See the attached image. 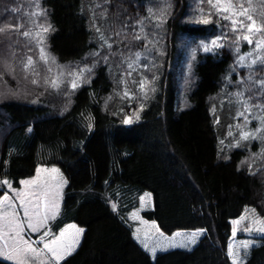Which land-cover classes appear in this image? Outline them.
<instances>
[{"label": "trees", "instance_id": "trees-1", "mask_svg": "<svg viewBox=\"0 0 264 264\" xmlns=\"http://www.w3.org/2000/svg\"><path fill=\"white\" fill-rule=\"evenodd\" d=\"M16 2L0 0V8ZM113 3L116 16L108 13L115 29L119 22L127 25L128 17L133 22L146 5L143 0ZM190 5L191 0H175V13L165 23L167 58L174 56V65L180 61L181 53L175 57L179 38L209 39L221 33L218 18L209 24L182 20ZM42 7L51 25L49 48L61 63L83 61L97 49L90 30V9L97 8L91 0H43ZM4 19L0 16V25ZM234 56L226 46L198 53L193 106L179 113L178 81L165 67L158 93L141 120L131 124L124 123L115 103L107 105L113 91L107 62H99L90 83L73 90L65 102L54 94L39 103L17 97L0 103V178L19 186L39 165H58L68 180L54 232L71 222L84 232L61 264H232L231 219L247 206L264 216V166L254 172L239 168L245 149H235L230 160L219 158L209 110V98L220 89ZM5 72L6 65H0V86L14 81L8 77V82ZM144 190L152 193V207L142 215L160 230L206 231L193 249L159 252L152 259L135 240L128 213ZM3 193L0 189V197ZM244 264H264V237Z\"/></svg>", "mask_w": 264, "mask_h": 264}, {"label": "rangeland", "instance_id": "rangeland-1", "mask_svg": "<svg viewBox=\"0 0 264 264\" xmlns=\"http://www.w3.org/2000/svg\"><path fill=\"white\" fill-rule=\"evenodd\" d=\"M42 1L43 0H38L39 7L36 6L34 0H17L13 6L8 8L1 7L0 16H3L5 19L0 27L11 25L12 28H15L17 25H23L19 30L20 33L27 30H31L35 33L39 31V28L33 26V20H35L36 25H50L47 12L42 7ZM105 1L106 0H91L97 8H92V11L90 9L93 22L90 25V30L92 33L94 32V41L97 43V49L89 53L87 58L83 61L61 63L49 48V35L51 34V29L45 34V38L41 44H37L35 40L29 42L28 38H25L14 30L0 33V65H6V72L2 73V75L6 77L7 80L10 77L14 79L13 83L3 81V84L0 86V103L6 99L15 97L23 98L32 103H39L43 99L51 98L54 94L60 97L62 102H65L69 96H71L73 90H75L71 87L72 77L67 75L68 72H78L81 68H90L91 72H85L81 81H78V83L82 85L84 79H91L93 70L99 62H107L113 81V91L108 98L107 105L110 107L112 102L115 103L120 109V116L123 118V121L128 117H132L133 123L141 120L143 110L148 107L159 91L160 81L164 75L165 67L169 69V72L178 81L176 112L179 113L193 106L192 94L198 82V77L196 72H194L198 53L205 52L203 45L210 44L211 41L219 37L221 38L220 42L223 43L224 46L231 48L235 56L228 74L224 76L221 81L220 89L209 98V110L218 136V156L220 159L227 161L231 159L232 152L235 149H245L246 153L239 161V168H247L249 171L254 172L263 167L264 156H262L261 153L264 152V140H241L240 136L242 132L254 133L257 129H261V121L258 117L264 116V112L256 108H253L251 112H246L249 122L245 124L244 118L237 116V113L244 111V108L237 102L235 93L244 92V99H247L251 95L252 99L249 101L250 104H264V96L260 95L258 86L253 84V80L258 81L264 78V67L254 65L252 68H248L247 66H241L237 63L241 55H245L249 52L253 53L252 57L246 58L245 64H248L251 59H255L257 55H264V51L255 49L254 43L248 44L243 40L236 43L237 35L230 30L229 21L222 20L215 15L214 10L210 8L207 0H191V5L182 20L186 22L202 23V18H206L207 14L213 11L211 20L214 17L218 18L216 21L221 24V33L209 39H198L196 37H190L189 39L179 38L176 41L178 52L175 57H178L181 53L179 57L180 61L174 65V56L169 58V61L167 58V56H169L170 46L167 43L168 37L165 23L170 14L175 13V0H143V3L146 4L144 6L145 11L143 13L139 12L133 22L129 21L130 18L128 17V21L126 20L127 25L121 24L118 20L119 25L116 29L114 24L110 22L114 20V17H110L112 18L110 19L108 13V10H110L111 15L116 16L113 0H107L108 4ZM233 2L243 3L245 8H249V13L257 20V23H264V0H233ZM13 9H16V11H12ZM149 9L155 13L156 17H160L161 11H164L163 24L160 27L156 26L157 19L149 16ZM201 9H203V12H201ZM41 11L45 12L46 15L31 17V13H38ZM123 16H125V14ZM99 17L106 22L102 21L101 25ZM7 18H9V20ZM140 19H144L145 21L142 35L146 36V39L133 40V34L140 32V25L137 23ZM12 20H14L13 23H11ZM97 29L100 31L97 32ZM101 33L107 38L108 43L112 45L111 48H108L104 41L100 39ZM116 33H120V36H117ZM260 38L259 35L253 37L254 40ZM41 47H44L45 52L50 57H55V63H52L51 60H49L48 63L40 60ZM237 48L239 52H237ZM217 49L218 48H215L213 51ZM94 53L98 55H93ZM135 53H141V55L138 63L135 65V71H132L129 76L128 72L130 70L128 69V63L136 59ZM183 55L185 58L182 57ZM29 56H31L35 62L34 68L39 73V76H34L31 72H26L24 70L23 65ZM144 65H147V67H144ZM49 68H51V71H49ZM60 72H64L65 75L60 78L62 83L58 89L52 88L44 83L45 78H48L50 81L56 78ZM250 75L253 77V80H249ZM143 78H147V80L151 82L147 85V97H145L144 92L139 88L140 81ZM33 79H38L39 83L33 84ZM8 82H10V80H8ZM125 88H127L130 96L134 98L130 99L123 97ZM141 105H143L142 110ZM136 114L139 115L138 120L136 119ZM237 125H239V127H237ZM230 132L231 135H229ZM3 135L4 132L0 130V140H2ZM257 135L264 136V129L257 133ZM237 144H239V146H237ZM53 169L58 171L54 172L52 171ZM38 170H40L39 173ZM5 180L11 184V189L6 184L2 183V181ZM25 180H36V184H21V181ZM67 185L68 180L58 165H39L33 176L20 180L19 186L15 185L10 178H0V189L4 192L2 196L8 194L14 198L17 212L22 220L25 219L23 209L20 208V201L15 200V192H13L12 189H23L25 191L34 192L36 195L31 198L32 204L29 205L30 214L33 205L39 204L41 216L45 211L44 196L42 194L45 192L49 194V218L44 227H42L39 232H31L30 229L25 227L24 239L29 240V242L37 241L33 246L38 249L43 247V242L39 241V237L45 231L50 233L46 240H50L58 236L61 231L66 230L67 234L71 236L75 233L76 229H83L76 223H70L60 232L53 234V223L63 207ZM53 200L59 205V210L55 212L54 218L53 209L51 208ZM113 206H116V203H113ZM151 207L152 193L149 190H144L139 197V205L129 211L128 219L132 225L135 240L146 249L152 259H154L155 255L159 252L177 248L191 250L200 242L201 238L204 237L206 233L204 229H179L172 233H166L160 230L154 220L147 219L142 215L144 210H148ZM241 216H246L247 219L235 226L237 231L235 236H233L234 225L232 222L240 220ZM259 220H264V216L259 214L252 206L245 207L240 216L231 219L232 234L229 245L231 244L233 251L237 253V264H244L250 250L258 245L261 242V238L264 237V233L256 231L249 233L242 230L246 227H258L259 225H254L253 221ZM33 222H35V218ZM70 225H75V228H69ZM193 232L200 233L194 244L189 240V236ZM82 233L80 234L79 242L81 241ZM245 241H250V245L247 249L242 246ZM145 243L148 245V248L144 247ZM152 248H155V253L150 251ZM229 257L233 264V257L230 255ZM41 259H43V257H41Z\"/></svg>", "mask_w": 264, "mask_h": 264}, {"label": "snow or ice", "instance_id": "snow-or-ice-1", "mask_svg": "<svg viewBox=\"0 0 264 264\" xmlns=\"http://www.w3.org/2000/svg\"><path fill=\"white\" fill-rule=\"evenodd\" d=\"M36 6L39 7L38 0H34ZM107 2V0H106ZM210 8L214 10V14L217 15L220 19L229 21L230 30L237 35L236 43H239L240 40L246 41L248 44H255V49L264 51V23H257V20L253 18V16L249 13V8H245L243 3L236 2L233 0H207ZM12 11H16L13 9ZM203 12V9H201ZM149 16L157 19V27H160L163 24L164 11H161L160 17H156L155 13L151 9L148 10ZM46 15L45 12L41 11L38 13H31V17ZM103 15V13H102ZM213 15V11H210L207 14L206 18H202L201 22L204 24H209L212 22L211 16ZM33 26L39 28V31L33 33L31 30L24 31L20 33V28L23 25H17L15 28H12L11 25H7L4 27H0V33H5L9 30H14L18 34L23 35L25 38L29 39V42L35 40L37 44H41L45 38V34L49 32L51 29V25H36L35 20L32 21ZM140 25V32L134 33L132 36L133 40H141L146 39V36L142 35L144 31V19H140L137 21ZM100 30L97 29V32ZM246 33V34H245ZM117 36H120V33H116ZM259 35L260 39H253V37ZM100 39L104 41L108 48H111L112 45L108 43L107 38L104 37L103 33L100 34ZM221 38H217L210 42V44L203 45V49L205 52H211L215 48H221L224 46L223 43L220 42ZM237 52L239 49L237 48ZM93 55H98L94 53ZM141 53H135V60H132L128 63V75H131L132 71H135V65L139 61ZM253 53L249 52L245 55L239 56L237 61L241 66H247L248 68H252L254 65H260L264 67V55H257L255 59H251L250 63L245 64L246 58L252 57ZM40 60L48 63L51 60L52 63H55V57H50L46 52L44 47L40 48ZM35 62L32 57H27L26 62L23 67L26 72H31L34 76H39V73L34 68ZM147 67V65H144ZM51 71V68H49ZM85 72L90 73V68H81L78 72H68L67 75L72 77L71 87L76 89L80 87L81 79L84 77ZM65 75L64 72H60L59 75L51 79L49 81L48 78H45L44 83L49 85L52 88H59L62 80L60 79ZM249 80H253V77L250 75ZM84 83H90L89 79H84ZM33 84H38V79L32 80ZM151 83L147 80V78H143L140 81L139 88L142 92H144L145 97H147V85ZM253 84L258 86L260 91V95L264 96V78L256 81L253 80ZM154 90V89H153ZM244 92H237L235 96L237 97V102L242 105L244 111L238 112L237 116L243 117L245 124H247L248 116L246 112H251L253 108L259 109L264 112V104H250L249 101L252 99L250 95L247 99H244ZM123 97L125 98H134L130 96L127 88L123 93ZM143 109V105H141V110ZM136 119H139V115L136 114ZM261 121V129H257L254 133L242 132L240 139L248 140V139H261L264 140V136H259V133L262 129H264V116L258 117ZM125 124L133 123L132 117H128L124 120ZM239 127V125H237ZM231 135V132L229 133ZM239 146V144H237ZM264 156V152L261 153ZM40 170H38L39 173ZM52 171H58L53 169ZM3 184H6L11 189V184L5 180L2 181ZM23 185H35L36 180H25L21 181ZM15 192V200L20 201V208L23 209L24 220L21 219L19 213L17 212L16 204L14 203V198L5 194L0 197V261H9L11 264H61L62 261H65L66 258L73 254L79 245V237L83 232V229H76L75 233L69 236L67 231H61L58 236L53 237L50 240H46V238L50 235L48 231H45L40 237L39 241L43 242L42 248H36L33 245L37 243V241H31L24 239L25 227L30 229L31 232H39L42 227L46 224L48 220V211H49V200L48 193L45 192L42 195L44 196V214L41 216L39 212V204L33 205L31 210L29 205L32 204V199L36 194L31 191L25 190H16L12 189ZM51 208L53 209V218L55 212H58L59 205L55 203L53 200L51 203ZM10 209V211H9ZM35 218V222L33 219ZM246 216H241L240 220L233 221V236H235L237 228L235 226L241 224L242 221L246 220ZM254 225H259L258 227H246L242 229L245 232H259L264 233V220L253 221ZM69 228H75V225H70ZM179 235V234H177ZM200 235L199 232H193L189 236V240L191 243H196L197 236ZM250 245V241L243 242L242 246L247 249ZM145 248H148V245L144 244ZM153 253H155V248L150 249ZM229 255L233 257V264H237L238 256L237 253L233 251V247L229 245ZM43 257V259H41Z\"/></svg>", "mask_w": 264, "mask_h": 264}]
</instances>
